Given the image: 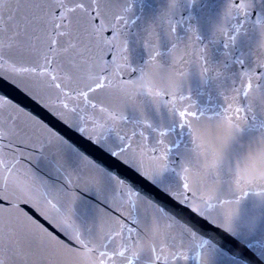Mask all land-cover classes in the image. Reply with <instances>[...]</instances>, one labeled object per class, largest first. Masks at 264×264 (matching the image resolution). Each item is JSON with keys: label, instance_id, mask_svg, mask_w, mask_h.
<instances>
[{"label": "snow or ice", "instance_id": "snow-or-ice-1", "mask_svg": "<svg viewBox=\"0 0 264 264\" xmlns=\"http://www.w3.org/2000/svg\"><path fill=\"white\" fill-rule=\"evenodd\" d=\"M0 93V264H208L212 255L264 264V239L241 242L208 218L238 208L247 188L188 202L192 158L207 154L203 122L264 128V0H221L214 11L201 0H0ZM173 218L188 224L174 243Z\"/></svg>", "mask_w": 264, "mask_h": 264}, {"label": "water", "instance_id": "water-1", "mask_svg": "<svg viewBox=\"0 0 264 264\" xmlns=\"http://www.w3.org/2000/svg\"><path fill=\"white\" fill-rule=\"evenodd\" d=\"M220 2L221 0H201L202 6L208 5L213 11L218 8ZM4 91L8 93V98L12 99L13 103H18L25 110L43 119L45 123L53 127L54 131H58L66 139L77 144L91 157L116 171L134 185L145 186L135 170L124 165L118 158L105 155L93 147L86 139H82L80 134L70 131L66 125L58 122L31 98L18 90L13 91L7 87ZM200 129L201 138L205 141L204 150L207 154L200 157L198 162H195L194 157L192 158L193 170L188 177L189 204L202 207L207 194L217 189L227 195L247 188L250 195L238 208L235 206L217 208L208 214V218L221 224L222 227H227L229 231L237 233L241 242L249 238L264 239V128L253 127L249 123L242 125V131H237L217 122L205 121L200 125ZM22 164L27 167V159L22 160ZM217 177L219 184L214 182ZM166 178L174 189L183 191L179 187V179L174 174H169ZM237 178L240 181L239 185L236 183ZM158 198L164 199L159 194ZM25 210H29L27 206ZM33 213L34 210L29 212L30 215ZM230 213L232 218L226 220ZM38 215V213L34 214V218ZM169 215L171 216V213ZM173 219L174 227L167 232V235L174 243L188 231V224L186 218ZM40 220L43 222L42 217ZM206 235L217 245L221 243L215 232L208 231ZM236 251L238 250H234L231 254H235ZM208 264H231V262L212 255L209 256Z\"/></svg>", "mask_w": 264, "mask_h": 264}]
</instances>
